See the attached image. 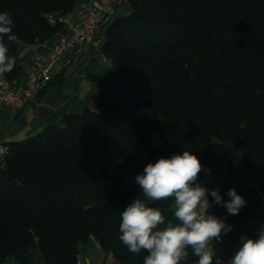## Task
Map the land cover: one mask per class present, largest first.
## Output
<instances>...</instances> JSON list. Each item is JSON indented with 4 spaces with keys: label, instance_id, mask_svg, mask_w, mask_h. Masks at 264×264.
Here are the masks:
<instances>
[{
    "label": "trees",
    "instance_id": "trees-1",
    "mask_svg": "<svg viewBox=\"0 0 264 264\" xmlns=\"http://www.w3.org/2000/svg\"><path fill=\"white\" fill-rule=\"evenodd\" d=\"M77 0H0L18 42L52 44ZM99 48L110 74L100 97L58 124L10 141L0 164V247L16 264H77L99 244L117 264H143L119 240L120 214L142 198L136 176L148 163L189 151L210 161L213 141L234 146L241 167L264 177V0H128ZM54 79V77H53ZM51 80V83L57 82ZM53 81V82H52ZM171 200L152 204L177 222ZM190 251V250H189ZM191 255L182 264H195Z\"/></svg>",
    "mask_w": 264,
    "mask_h": 264
},
{
    "label": "clouds",
    "instance_id": "clouds-1",
    "mask_svg": "<svg viewBox=\"0 0 264 264\" xmlns=\"http://www.w3.org/2000/svg\"><path fill=\"white\" fill-rule=\"evenodd\" d=\"M12 25L10 14L0 12V74L11 72L15 66V58L8 55L2 42L5 36L12 38ZM201 171L198 157L183 151L148 163L136 176L142 198L137 196L121 212L119 240L133 254L146 252L143 264H182L189 260L190 253L197 257L195 264H213V242L231 231L232 226L208 214V189L196 183ZM227 196L230 199L224 202L218 190L211 191L215 203L223 204L229 215H237L246 201L235 189H230ZM169 200L177 222L169 221L160 228L165 216L151 205ZM241 240L228 264H264V229L258 238L242 236Z\"/></svg>",
    "mask_w": 264,
    "mask_h": 264
},
{
    "label": "crops",
    "instance_id": "crops-1",
    "mask_svg": "<svg viewBox=\"0 0 264 264\" xmlns=\"http://www.w3.org/2000/svg\"><path fill=\"white\" fill-rule=\"evenodd\" d=\"M81 1H77V6ZM98 36L101 40L103 39L104 29L98 32ZM89 47L84 50L78 48L67 50L63 55L60 68L54 73L53 81L57 84H49L23 109L13 112L9 105L0 101V144L34 136L46 127L58 124L65 114L92 107L101 94V88L93 77L96 74L107 75L98 70H91L87 76L84 71L69 74L70 67L77 56L87 51ZM30 55V47L23 42H18L20 70L19 75L14 79L17 86L26 82L25 71ZM106 62L110 69L109 62ZM81 72L84 73L83 78L79 76ZM212 152L210 161L201 164L208 165L210 172L206 173L202 170L196 183L208 189L210 204L208 214H213L223 220L226 225L232 226L231 231L222 233L220 242L215 240L213 242L215 257L221 260L218 264H228L241 246L242 236L255 239L258 238L259 231L264 229V177L257 171L243 169L236 150L230 143L213 141ZM214 189L219 191L224 202L230 199L227 192L235 189L237 194L246 201L245 206L237 215H229L223 204L215 203L211 197V191ZM105 252L99 244L89 243L80 247L78 257L81 264H104Z\"/></svg>",
    "mask_w": 264,
    "mask_h": 264
},
{
    "label": "built area",
    "instance_id": "built-area-1",
    "mask_svg": "<svg viewBox=\"0 0 264 264\" xmlns=\"http://www.w3.org/2000/svg\"><path fill=\"white\" fill-rule=\"evenodd\" d=\"M121 6H127L122 0H82L75 11L62 16L46 14L56 20V24L62 25L53 44H44L41 47H32L30 61L25 71L26 82L17 86L15 80L8 83L0 81V101L9 105L13 112L19 111L25 105L45 89L54 77V73L60 68L64 53L72 48L84 50L89 46L99 48L101 38L98 32L105 29V23L113 19ZM84 77V73H79ZM8 151L0 150V164L4 163ZM202 170L210 172L208 165H202ZM258 232V231H255ZM221 237L217 242L221 241ZM97 244V243H96ZM215 257L213 264L220 262ZM77 264H81L77 257ZM104 264H117L110 258V251L105 252Z\"/></svg>",
    "mask_w": 264,
    "mask_h": 264
},
{
    "label": "rangeland",
    "instance_id": "rangeland-1",
    "mask_svg": "<svg viewBox=\"0 0 264 264\" xmlns=\"http://www.w3.org/2000/svg\"><path fill=\"white\" fill-rule=\"evenodd\" d=\"M126 11H127L126 7L121 6L118 9L117 13L121 14ZM70 68L71 70L69 74H74L79 71H84L85 75L87 76L91 72V70H98V72L104 75L110 74L108 63L105 60L104 54L101 53L100 48L92 49L91 47H89L87 51H84L77 56L76 61L71 65ZM69 74L67 76H69ZM34 258L37 264L41 263L40 254L36 250H35ZM0 264H16V262H14L13 260H4L0 262Z\"/></svg>",
    "mask_w": 264,
    "mask_h": 264
},
{
    "label": "bare ground",
    "instance_id": "bare-ground-1",
    "mask_svg": "<svg viewBox=\"0 0 264 264\" xmlns=\"http://www.w3.org/2000/svg\"><path fill=\"white\" fill-rule=\"evenodd\" d=\"M123 2H124V4L125 5H127L128 4V0H122ZM51 14V13H50ZM53 15L54 16H62V15H64V14H59V13H53ZM45 17H46V19H47V21L49 22V23H51V24H56V20L55 19H52L51 17H49V16H46L45 15ZM111 20V19H110ZM109 20V21H110ZM108 21V22H109ZM108 24V23H107ZM105 25H106V23H105ZM44 44H47V43H36V44H33L32 45V47H41V46H44ZM53 44V43H52ZM99 45H100V43H99ZM0 81H1V83H8V81L9 80H7V79H5V78H3V77H0ZM0 150L1 151H7L8 150V145H6V144H0ZM107 252H109V251H107ZM110 258L111 259H113V260H115V258H114V254L110 251Z\"/></svg>",
    "mask_w": 264,
    "mask_h": 264
},
{
    "label": "water",
    "instance_id": "water-1",
    "mask_svg": "<svg viewBox=\"0 0 264 264\" xmlns=\"http://www.w3.org/2000/svg\"><path fill=\"white\" fill-rule=\"evenodd\" d=\"M4 255V249L0 247V257H3Z\"/></svg>",
    "mask_w": 264,
    "mask_h": 264
}]
</instances>
